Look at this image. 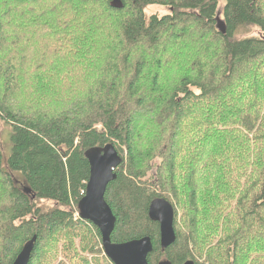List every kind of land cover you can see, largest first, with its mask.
Returning a JSON list of instances; mask_svg holds the SVG:
<instances>
[{
    "label": "trees",
    "instance_id": "obj_1",
    "mask_svg": "<svg viewBox=\"0 0 264 264\" xmlns=\"http://www.w3.org/2000/svg\"><path fill=\"white\" fill-rule=\"evenodd\" d=\"M69 1L74 4L69 9L73 17L59 23L65 14L56 9L67 6L68 0L56 1L45 18L25 9L39 0H0V121L9 129L7 154L0 149V264H12L34 236L28 264H112L103 255L99 231L77 216V203L89 179L84 154L108 144L122 159L104 196L116 218L113 243L149 237L153 250L148 264H245L251 253L263 252L259 249L264 245V167L249 173L248 160L238 162L248 175L254 174L233 208L231 228L210 225V234L198 238L195 171L188 181L193 215L183 230H176L173 202L179 204L175 160L187 121L189 130L216 127L218 136L224 131L217 126L235 118L232 122L247 135L256 129L253 140L264 128V119L256 112L264 111V93L261 98L256 94L264 87V36L241 31L255 27L264 32V0H122L121 9L111 7L112 0ZM219 3L223 20L217 14ZM151 5L165 6L169 13L146 18L144 9ZM31 22L48 25L53 34H58L55 27L69 23L75 37L58 36L41 49L30 50L24 43L30 30L21 33ZM168 43L176 51L175 56H165L170 61L182 63L193 57L170 89L162 86L158 74L162 66L158 55L163 56L161 50ZM95 51L100 52V64L86 75L90 84L59 112L12 107L18 92L15 72L28 73V56L35 58L36 71L52 60L74 68ZM254 63L261 67L247 76ZM251 94L252 106L244 101ZM147 125L159 130L154 139L158 145L165 140L158 155L162 169L150 176L155 148L140 146ZM205 131L192 135L193 152L200 155L194 170L206 146ZM155 199H165L175 209L176 239L165 250L160 247L159 225L148 217ZM41 201L53 205L40 208ZM201 247L207 256L200 253ZM248 264L257 263L252 257Z\"/></svg>",
    "mask_w": 264,
    "mask_h": 264
},
{
    "label": "rangeland",
    "instance_id": "obj_2",
    "mask_svg": "<svg viewBox=\"0 0 264 264\" xmlns=\"http://www.w3.org/2000/svg\"><path fill=\"white\" fill-rule=\"evenodd\" d=\"M56 1L58 2V0H39V2H35L36 5L33 6L30 4L26 6L25 9L27 11L33 9L34 12H40V15L44 17L48 11L52 10L51 8L55 6L54 3ZM73 7L74 4L72 5L69 0L67 6H58L56 10H58L59 14H65L63 17L58 18L59 23L69 21L73 17L74 11H69V9ZM262 7L264 9V1ZM222 9L223 3H219L217 14L220 16L221 20H223ZM168 13L169 11L165 6L151 5L144 9V15L146 18L153 15L160 18ZM69 25L70 24L67 23L62 28L55 27L58 34H53L48 25H37L36 23L31 22L26 29L25 26L21 27L25 29L21 34L25 35L26 32L30 30L24 43L30 50H39L50 44L58 36L66 39H73L75 34ZM241 31L245 32L246 36L256 38H263L264 36V32L255 27H250ZM100 35L101 33L98 36ZM169 44L170 43L162 48L161 51L165 50L163 56L160 54L158 55V58H162V66L159 68L158 72L159 80L162 86L166 89H170L178 83L181 75L186 73L189 66H191V60L193 58L185 59L182 63H174L173 59L170 61L165 58V56H168L167 54L175 56L176 51H174V48H170ZM99 55L100 52L95 51L90 58H83L82 62L74 68L70 65L66 67L64 63L59 60H52L45 64L43 63L36 71H34L36 66V64H34L35 58L28 56V73L23 74L15 72L14 78L18 92L17 94H14L13 100L15 99V101L12 107L15 110L19 109V107H25L26 109L31 110L32 113L37 111H43L50 114L59 112L62 108L66 107L68 103L67 100L79 96V94H81L80 91L83 88L86 89V87H88L92 79L88 78L86 75L92 73L90 70L96 68V64H100L98 60ZM190 55L195 56V53L192 52ZM252 65L253 67H251V71L247 76H251L254 69L261 67V63H254ZM262 70L264 71V67ZM263 93L264 87H262L260 92L256 94H260L259 98H261ZM254 95L255 94L246 95L244 101H247L249 105L252 106ZM255 106L256 105H254V107ZM256 112H258L260 117L264 119V111L261 108ZM254 117H256V115H254ZM234 120L235 118H226L224 125L217 126L219 131H224L218 136L214 132L216 127L211 128L209 131L203 129L198 130L197 128L189 130L186 127L190 126V122L187 121L185 123L184 129L179 136L180 149L177 147L175 160L177 168L175 182L177 189V203H179L177 205L175 200V202H173L176 208V221L178 225L176 230L185 229V227L188 226L189 219L193 215V212L190 210L188 198L190 193L188 183L189 175L193 171H195L194 182L196 184L198 200V213L197 217H195L198 224V229L196 231L198 232V238H204L210 234V225L220 228H231L232 212L237 200L252 182V175L256 173V170L264 167V137L260 138L261 134L264 132V128L259 130L261 131L260 133L256 134L258 139L254 137L253 140L252 137L254 136L256 129L249 133L250 142H248L247 137L249 135H247L240 125L232 122ZM201 127L203 128V126ZM202 131H205L202 134L206 135L207 142L205 144L206 146L202 149L203 156L199 160L197 168L194 170L196 164L195 161L200 158V155L193 152L192 135H198ZM158 132V129L152 128L148 125L143 131H141L140 146L142 149L147 150L151 147L155 148V150H153L155 158L151 161V165H149L150 168L148 166L149 172L147 174L149 176L154 174L157 170L160 171L162 169L160 168L162 160L158 155L160 153L159 150L161 152L164 151L165 140L163 144L159 145L155 142L154 139L158 136ZM207 132H211L212 136L208 135ZM8 135L9 129L3 121H0V149L6 154L9 149ZM243 157H245L250 164L248 168L250 169L249 173L253 171V174L248 175V169L242 168L238 165V162L243 160ZM233 177L234 179H232ZM52 205V203L46 201H41L38 204L40 208L46 207V209H48V206ZM214 211L218 212L216 213ZM261 242H264V240H261ZM259 250H263V252L254 255L251 253L249 258L246 257L244 263L248 264L252 257L257 264L263 263L264 245ZM52 251L54 250L50 249V252ZM200 253L203 257L207 256V251L204 247L200 248ZM76 260H78V258ZM48 264H55V261H48Z\"/></svg>",
    "mask_w": 264,
    "mask_h": 264
},
{
    "label": "water",
    "instance_id": "obj_3",
    "mask_svg": "<svg viewBox=\"0 0 264 264\" xmlns=\"http://www.w3.org/2000/svg\"><path fill=\"white\" fill-rule=\"evenodd\" d=\"M122 0H112L111 7L121 9ZM221 26V22L219 21ZM222 29V27H220ZM224 33V30L222 31ZM89 164V179L85 194L77 203L78 217L91 223L99 231L104 255L112 264H148L147 258L153 247L149 237H143L124 243H113L111 235L116 218L104 196L108 185L116 179L115 170L122 159L115 147L108 144L104 147H93L85 152ZM25 192H29L28 190ZM149 219L159 225L161 250L167 249L176 239L174 231L175 210L165 199H155L148 207ZM36 237L24 245L12 264H28ZM159 264H170L162 262ZM184 264H194L187 261Z\"/></svg>",
    "mask_w": 264,
    "mask_h": 264
}]
</instances>
